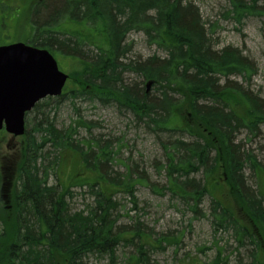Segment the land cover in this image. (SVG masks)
Returning <instances> with one entry per match:
<instances>
[{
	"label": "trees",
	"instance_id": "obj_1",
	"mask_svg": "<svg viewBox=\"0 0 264 264\" xmlns=\"http://www.w3.org/2000/svg\"><path fill=\"white\" fill-rule=\"evenodd\" d=\"M229 1L226 17L241 26L249 17L264 18V0ZM32 14L35 47L80 59L82 91L72 92L117 103L158 138L166 160L158 173L164 172L168 183L155 192H168L196 218L205 197L221 192L222 197L212 195L210 206L214 231H232L239 250L248 248L249 264H264V196L253 190L247 175L249 168L258 176L261 165L236 141L241 132L257 136L264 124V101L245 88L258 74L256 63L240 49H216L199 8L186 0H45ZM133 32L143 33L148 45L165 56L129 58ZM36 133L39 138L25 142L12 208L0 210V264H86L91 256L113 264L118 248L136 238L137 255L129 259L147 264L150 237L139 225L133 232L117 225L119 203L103 187L121 186L135 199L136 185L144 183L142 176L133 178L137 167L111 175L109 166L116 161L110 143L77 141V130H57L47 116ZM66 150L78 152L96 176L71 185L89 189L94 204L86 211L71 213V186L59 182ZM178 241L162 237L156 243ZM222 255L212 264H228Z\"/></svg>",
	"mask_w": 264,
	"mask_h": 264
},
{
	"label": "rangeland",
	"instance_id": "obj_2",
	"mask_svg": "<svg viewBox=\"0 0 264 264\" xmlns=\"http://www.w3.org/2000/svg\"><path fill=\"white\" fill-rule=\"evenodd\" d=\"M186 1L199 8L216 49L222 50L229 46L240 49L256 63L258 74L250 86L246 85L245 88L264 101V18L249 17L241 26L233 18L226 17V12L230 9L229 0ZM44 2L45 0H0V45H10L16 41L28 44L34 31V6ZM14 19L18 21L15 23L18 30L9 29ZM128 42L133 44V52L129 55L131 59L145 60L153 55L165 56V53L148 45L143 33H131ZM54 56L59 69L74 79L70 80L64 97L47 103L41 102L39 110H34L28 116L25 137L15 138L5 131L0 132V210L12 208L13 183L18 177L25 142L31 136L40 137L36 133V125L47 116L57 130H77L74 136L77 141L101 140L110 143L116 161L109 166L111 175H125L129 169L137 167L133 178L142 176L144 183L136 185L135 199L125 193L121 186L111 189L109 185L104 184L103 187L108 188V194H115V200L119 203L117 225L127 227L132 232L139 225L141 233L150 237L149 246L146 248L148 252L145 254L147 264H212L221 251L223 258L228 257V264H249V254L246 250L248 248L239 250L234 233L223 230L215 232L212 226V195L222 197V193L213 190L212 195H207L200 206L201 216L197 218L178 200L172 201L168 192L164 196L158 195L155 191L168 183L165 173H158L157 166L166 163L158 138L147 130L144 123L138 122L133 113L120 108L117 103L108 104L92 99L91 92L84 95L72 92L82 91L77 82L80 81L78 75L83 70V65L79 62L80 59L65 57L62 53L57 52ZM127 79L136 81L132 74H128ZM83 122L85 127L81 126ZM91 126L93 128H90ZM237 139L236 141L242 142L243 150L252 153L261 165L258 176L253 175L249 168L247 175L253 190L260 191L264 196V124L257 136L249 137L247 132H241ZM49 150L50 148L46 149ZM106 169L103 168V173H106ZM58 176L61 185L66 187L75 182L96 180L94 173L83 164L81 155L72 150L62 153ZM197 178H202V175ZM50 181L56 184L53 176ZM70 188L73 194L68 200L71 213L86 211L94 204V198L88 188ZM162 237L177 238L179 241L177 244H157L156 241ZM138 243L139 239L136 238L132 245L122 244L113 264H136L129 258L137 255ZM85 263L109 264V261L91 256Z\"/></svg>",
	"mask_w": 264,
	"mask_h": 264
},
{
	"label": "water",
	"instance_id": "obj_3",
	"mask_svg": "<svg viewBox=\"0 0 264 264\" xmlns=\"http://www.w3.org/2000/svg\"><path fill=\"white\" fill-rule=\"evenodd\" d=\"M68 79L48 50L25 43L0 47V131L24 136L27 114L39 102L61 97Z\"/></svg>",
	"mask_w": 264,
	"mask_h": 264
},
{
	"label": "flooded vegetation",
	"instance_id": "obj_4",
	"mask_svg": "<svg viewBox=\"0 0 264 264\" xmlns=\"http://www.w3.org/2000/svg\"><path fill=\"white\" fill-rule=\"evenodd\" d=\"M14 21V22H13ZM18 21H17V19H14V20H12L11 21V24H10V26H9V29L11 30V29H14V30H18L17 29V27H16V25H15V23H17ZM18 42H20V41H16L15 43H18ZM14 43V44H15ZM11 45V44H10ZM0 46H3V45H0ZM4 46H7V45H4Z\"/></svg>",
	"mask_w": 264,
	"mask_h": 264
}]
</instances>
